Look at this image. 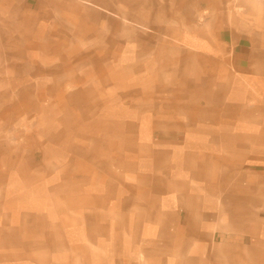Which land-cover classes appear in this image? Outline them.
Instances as JSON below:
<instances>
[{
    "label": "crops",
    "instance_id": "1",
    "mask_svg": "<svg viewBox=\"0 0 264 264\" xmlns=\"http://www.w3.org/2000/svg\"><path fill=\"white\" fill-rule=\"evenodd\" d=\"M63 49L99 132L0 138V264H264V0H0V95Z\"/></svg>",
    "mask_w": 264,
    "mask_h": 264
},
{
    "label": "rangeland",
    "instance_id": "2",
    "mask_svg": "<svg viewBox=\"0 0 264 264\" xmlns=\"http://www.w3.org/2000/svg\"><path fill=\"white\" fill-rule=\"evenodd\" d=\"M69 52V50H66ZM63 62L53 65H47V68L43 66L32 64L31 66V78L29 80H13L11 82V88L17 89L19 94L12 95H0V106L8 104L10 112L8 114V123L14 124L13 128H0V138L7 141H19V145H13L14 147H20V151L28 153L31 156L28 166L42 167L47 169V165H36V161L41 160L42 157L46 161H53L52 158L57 154L55 147L60 151L58 152V158L61 165L58 167L64 170L63 164L68 162V158L71 154L81 152L78 146L80 141H84L86 138H95L99 129L92 125V118L96 113L77 111L76 108L82 104L81 98L77 95L62 94V92H71L72 83L75 81H69L64 79H55L47 81L44 85L43 81L40 82L39 77L47 76L53 78L54 76L68 75L70 72L71 64L69 63V57L66 56L63 49ZM41 70V72H38ZM48 80V79H47ZM49 92V95L43 94V91ZM25 91H30L29 95H26ZM42 92L40 95L38 92ZM14 104V105H13ZM56 104L55 111H43L39 109V105H54ZM19 108L23 105L24 110L27 108L29 111L24 115L16 114V106ZM22 109V106H21ZM2 108L0 107V112ZM9 112V113H10ZM1 114V113H0ZM11 117V118H10ZM12 136H11V135ZM88 136V137H86ZM22 139V141H21ZM81 143V142H80ZM94 146L99 148V145L94 142ZM46 146V148H44ZM4 150V146L0 145V151ZM57 150V149H56ZM83 152V151H82ZM61 155V157H60ZM92 155H95L92 151ZM35 163H33V158ZM47 180H53V174L43 176ZM72 177L69 175H61L56 179H60L63 188H69ZM37 188L35 189V191ZM63 189V193H64Z\"/></svg>",
    "mask_w": 264,
    "mask_h": 264
}]
</instances>
